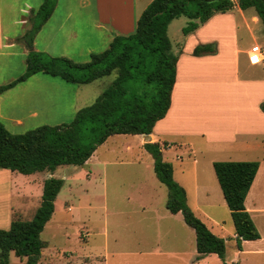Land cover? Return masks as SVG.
Segmentation results:
<instances>
[{"label": "trees", "instance_id": "16d2710c", "mask_svg": "<svg viewBox=\"0 0 264 264\" xmlns=\"http://www.w3.org/2000/svg\"><path fill=\"white\" fill-rule=\"evenodd\" d=\"M56 0H43L28 17L31 24L19 40L28 49L25 69L13 82L1 86L0 92L26 81L37 73L59 77L67 83L89 84L115 74L112 83L95 101L79 109L68 124L43 125L22 134L10 133L0 123V169L22 175L48 172L43 182L39 206L30 220L15 217L8 229H0V264H8L9 254L38 264L45 243L40 233L54 212V201L63 180L52 176L60 166H82L109 136L149 135L163 119L171 103L176 79L178 55L171 50L167 36L169 23L177 18L189 20L182 33L188 36L214 15L231 11L232 0H152L136 20L129 35H115L108 47L93 53L86 63L65 57H52L32 49L33 37L51 16ZM242 10L253 9L264 26V0H237ZM213 43L197 45L193 56L214 54ZM264 112V102L259 106ZM143 148L153 158V171L168 190L166 209L181 213L195 233L196 260L214 254L223 264L225 240L214 235L189 208L186 193L173 178L171 163L163 161L160 146L145 143ZM264 160V156H263ZM215 178L229 210L234 227L235 245L257 241L260 233L245 208V199L257 174L258 162H213Z\"/></svg>", "mask_w": 264, "mask_h": 264}, {"label": "rangeland", "instance_id": "374dc122", "mask_svg": "<svg viewBox=\"0 0 264 264\" xmlns=\"http://www.w3.org/2000/svg\"><path fill=\"white\" fill-rule=\"evenodd\" d=\"M188 23L185 17L169 23L167 36L173 53L183 51L186 54L188 46L193 43L186 41L187 36L182 33ZM257 27H253V32L260 43L264 40V31H261L260 25ZM237 33L240 47H251L250 35L242 28H237ZM209 43L217 45L215 41ZM263 67V64L258 65L260 69ZM114 77L113 73L78 86V102L91 105ZM46 85L43 83L44 89L51 93L58 89L55 83ZM87 91L88 98L82 97ZM183 91L196 94L194 99L199 100L203 95L206 96L204 100H208L207 97L218 92L201 84L189 86ZM193 101L192 105L198 104L197 100ZM197 107L185 113L200 123L201 117H206L207 113L202 114ZM2 110L6 111L4 104ZM44 115L50 117L48 113ZM47 119L53 125V119ZM36 128L6 124V129L12 134ZM141 138V135L109 136L82 166L67 165L56 169L52 176L62 179L63 185L55 198L53 215L40 233V239L45 243L40 264H172L169 257L172 254L166 255V252L173 251L181 252L184 256L179 257L183 258L184 264H188L191 255H196L195 233L186 225L180 212L174 216L166 209L168 190L156 178L153 158L141 145ZM165 140L172 144V149L164 151L163 161L171 163L173 178L184 188L187 205L194 215L214 235L225 240L226 263L264 264V176L259 175L253 189L259 190V194L245 205L261 239L243 242L242 250L238 251L231 216L212 167L213 162H261L259 152L240 149L235 150L236 153L228 150L217 152L207 147L201 136L173 135ZM180 143H183L182 147H176ZM238 147L242 146L239 144ZM11 176L8 175V179L0 176L3 189L0 201H6L4 191L8 183L11 187V207L19 213L16 219L30 220L40 204L43 182L51 174L15 173ZM197 185L200 189L196 192L194 187ZM178 239L183 242L179 244ZM217 258L207 264H223ZM11 260L12 264H20L13 254Z\"/></svg>", "mask_w": 264, "mask_h": 264}, {"label": "crops", "instance_id": "0c3cea01", "mask_svg": "<svg viewBox=\"0 0 264 264\" xmlns=\"http://www.w3.org/2000/svg\"><path fill=\"white\" fill-rule=\"evenodd\" d=\"M151 1L56 0L51 16L33 37L32 49L52 57H65L75 63H86L91 54L106 49L115 35L131 34L135 30L137 18ZM42 2L0 0V87L13 82L24 72L28 49L19 39L30 30L28 17L36 12ZM233 2L235 5L231 11L214 15L186 37V41H193L186 54L176 51V79L170 107L165 117L155 124L151 134L141 135V145L158 144L162 159L164 151L172 149V144L165 138L173 135L201 136L206 146L217 152L228 150L236 153L235 150L239 149L244 152L258 151L262 161L258 162L259 168L245 199L246 205L249 199L253 200L259 194V190L253 189L259 175L264 176V112L259 108L264 102V67L258 68V65H264V61L251 52L254 46L264 49V40L258 43V36L253 32L254 26L260 25L261 31H264V26L255 11H242L237 0ZM237 28H242L250 35L251 47H240ZM212 41L217 42L214 54L192 55L197 44ZM43 83H55L58 89L51 93L44 89ZM195 84L211 86L218 92L207 97L208 100H204L205 95L202 100L194 99L196 94L188 91L184 93L183 89ZM78 86L68 84L59 77L37 73L0 92V123L5 128L7 123L28 128L40 127L41 124H67L79 109L88 106V103L82 105L78 102ZM88 94L87 91L82 97L88 98ZM193 100H197L198 104L192 105ZM3 104L6 111L2 110ZM196 107L201 109L202 114L207 113L206 117H201L200 123L185 113ZM45 113L50 117L45 116ZM47 118L53 119V125L49 124ZM182 144H176V147H182ZM239 144L242 147L239 148ZM7 171L10 170L0 169V176L8 179V175L17 173ZM7 185L4 191L6 201H0V229L3 230L8 229L12 220L19 216L15 207H11V187ZM197 189L200 186L194 187V191L197 192ZM2 193L0 184V200ZM182 242L179 240L178 243ZM11 254L8 264H12ZM169 254H172L169 256L172 259L170 263H185L179 257L184 256L181 252H166V255ZM196 255H191L187 263L207 264L217 257L211 254L195 261ZM19 263L24 264V260L19 259Z\"/></svg>", "mask_w": 264, "mask_h": 264}, {"label": "built area", "instance_id": "2783aa9c", "mask_svg": "<svg viewBox=\"0 0 264 264\" xmlns=\"http://www.w3.org/2000/svg\"><path fill=\"white\" fill-rule=\"evenodd\" d=\"M251 52L259 57L260 61H264V49L259 46H254L251 48Z\"/></svg>", "mask_w": 264, "mask_h": 264}]
</instances>
